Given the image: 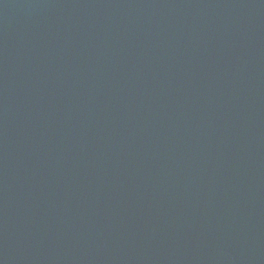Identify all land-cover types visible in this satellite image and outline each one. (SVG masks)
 I'll return each instance as SVG.
<instances>
[{
    "label": "water",
    "instance_id": "water-1",
    "mask_svg": "<svg viewBox=\"0 0 264 264\" xmlns=\"http://www.w3.org/2000/svg\"><path fill=\"white\" fill-rule=\"evenodd\" d=\"M0 264H264V0H0Z\"/></svg>",
    "mask_w": 264,
    "mask_h": 264
}]
</instances>
